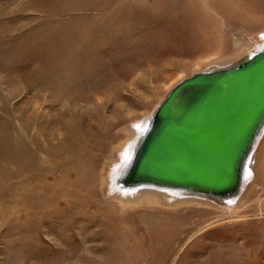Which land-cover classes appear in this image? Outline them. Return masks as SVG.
Here are the masks:
<instances>
[{"label": "rangeland", "instance_id": "rangeland-1", "mask_svg": "<svg viewBox=\"0 0 264 264\" xmlns=\"http://www.w3.org/2000/svg\"><path fill=\"white\" fill-rule=\"evenodd\" d=\"M263 34L264 0H0V264H264L255 173L232 201L118 182L126 127Z\"/></svg>", "mask_w": 264, "mask_h": 264}, {"label": "water", "instance_id": "water-1", "mask_svg": "<svg viewBox=\"0 0 264 264\" xmlns=\"http://www.w3.org/2000/svg\"><path fill=\"white\" fill-rule=\"evenodd\" d=\"M263 62L264 49L259 50L238 67L196 74L178 83L169 93L165 104L159 108L157 122L149 130L147 137L144 136L146 138L140 143L138 149L134 151L136 157L120 176L121 185L135 187L143 183L156 188L170 187V189L202 194L217 200L234 196L242 182V170L239 167L242 166L243 158L240 157L246 154L264 120V96L261 100H251L247 111L245 110L244 113L242 111L239 115L236 128L242 130V135L233 129L235 139L232 145L225 143L221 153L218 151L209 153L207 150L203 153L202 149L199 151V147L195 146L194 150L197 155L195 158L186 151L183 139L179 138L181 140L179 142H169L163 137L168 133V126L162 122L160 114L168 109L172 117L179 116V111L190 109L198 98L209 93L206 87L217 85L226 77L243 83L248 80L250 72L255 71L258 64L262 65ZM187 91L193 94V99L182 94ZM189 143L191 141L186 143L187 148H191L193 144ZM161 157H169L166 166L170 167L174 176L159 175L165 170L164 166H156L154 162ZM201 163L208 166L206 170L202 168ZM175 169L179 171H174ZM227 174L237 177V181L233 179L228 184L220 183ZM209 188H212L213 192L207 191Z\"/></svg>", "mask_w": 264, "mask_h": 264}, {"label": "bare ground", "instance_id": "bare-ground-1", "mask_svg": "<svg viewBox=\"0 0 264 264\" xmlns=\"http://www.w3.org/2000/svg\"><path fill=\"white\" fill-rule=\"evenodd\" d=\"M262 37L264 38V34L262 35ZM263 49H264V43L261 46H259V48L255 51V53H253L250 57L256 54L259 50H263ZM242 63L231 67H220L199 73H194L190 77L196 74L207 73L214 70L231 69L233 67H238ZM176 85H174L173 88ZM206 88L208 89L209 93L204 94L202 98H198L197 101H195L193 105L190 107V109L186 111L182 109L181 111H179V116L172 117V115L168 112V109L163 110V112H161L160 114L162 122L166 123L168 126V133L165 134L163 137L166 138L169 142H177V141L179 142L181 141L179 140V138L183 139V142L185 143L184 146L186 151L190 155H193L194 158L197 156L194 150L195 146L199 147V151L202 149L201 152L203 153L206 150L209 153H213L215 151L221 153L222 146H224L225 143H229L232 145L233 140L235 139V135L232 131L233 129H236L237 131L236 133L242 135L241 133L242 130L236 128L237 122L239 121V115L241 114L242 111L243 113L245 112V110L247 111L249 106L248 104L249 102H251V100L253 99L261 100L262 96H264V62L262 65L258 64L256 70L251 71L248 80L243 83L235 82L231 78L226 77L223 80H220L217 85ZM172 89L169 90L165 100H163V102L159 104L158 108L155 110L149 121H145L141 125L140 124L136 125L135 129L133 128L129 129L128 127H126V130H128L129 138L126 139L125 142L121 143L118 147L120 149H125V153L127 155L124 164L125 165L124 170L131 165L132 160H134V158L136 157L134 151L138 149V146L141 145L140 143L144 141V138L147 137L149 130L157 122V112L159 108L165 104L166 99L169 93L172 91ZM182 94H185L187 98L192 97L193 99V94L190 91L184 92ZM261 132H263L262 139L259 142L258 147L250 160L249 157L251 156L250 155L251 151ZM145 135L146 137H144ZM132 136H136V139L129 144ZM189 141L193 143L191 145V148H187L188 145H186V143ZM240 158L241 159L243 158V160H241L242 166L239 167L240 170H242V182L244 180V176L250 173L253 174L255 173L256 176H259L258 177L259 179L264 181V120L255 138L253 139L251 146L247 150L246 154ZM168 160L169 157H161L155 160L154 163L156 164V166H161V167L164 166L165 169L164 171L159 173V175L167 176V177L169 175L174 176L171 173L170 167L166 166V161ZM201 165L203 166L202 168H204L205 170L208 167L204 163H201ZM174 171L178 172L179 170L175 169ZM233 179L237 181V177H233L232 174L231 175L227 174L224 177V179L220 181V183L228 184ZM118 182L121 185L120 181ZM207 191L213 192L212 188L207 189ZM129 192H137L135 197L137 202L145 201L147 203H154L153 198L155 197L181 198L186 195V198H196L197 196H204L202 194H195L192 192L189 193L187 191L180 189H170V187L156 188L153 186L144 185L143 183L135 187L126 188L122 191V193H126V194ZM215 192H219V191H215ZM120 198L121 197H119L118 200L121 201V204L123 205L126 203H131V201L129 200L127 201L120 200ZM229 200L232 201L235 199L231 198ZM239 202L240 200H238L236 203L237 207H239L240 204Z\"/></svg>", "mask_w": 264, "mask_h": 264}]
</instances>
